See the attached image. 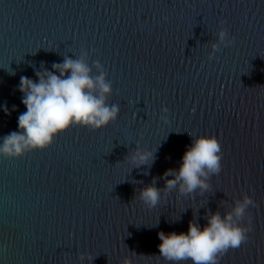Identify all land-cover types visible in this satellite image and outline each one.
Returning <instances> with one entry per match:
<instances>
[{"label":"water","instance_id":"1","mask_svg":"<svg viewBox=\"0 0 264 264\" xmlns=\"http://www.w3.org/2000/svg\"><path fill=\"white\" fill-rule=\"evenodd\" d=\"M221 26L233 42L209 60ZM81 51L103 66L120 112L101 129L72 125L45 149L0 155V264H81L80 254L92 256L83 264H173L158 232L186 233L194 215L203 227L241 193L255 201L252 230L217 264H264V0H0V143L26 112L20 77L35 81ZM189 133L218 139L221 171L203 195L162 192L149 208L136 192L153 177L164 186ZM136 143L155 151L150 167L124 159Z\"/></svg>","mask_w":264,"mask_h":264},{"label":"clouds","instance_id":"2","mask_svg":"<svg viewBox=\"0 0 264 264\" xmlns=\"http://www.w3.org/2000/svg\"><path fill=\"white\" fill-rule=\"evenodd\" d=\"M220 23L223 24V21ZM215 35V40L208 41L211 49L207 53L209 60L221 51V45L229 46L233 42L223 26L217 29ZM87 56L84 51L75 59L66 55L62 63L51 65L52 71L44 68L34 71L35 81L27 76L20 77L17 90L22 93L21 102L26 112L18 116L19 130L2 137L0 155L21 157L32 150L45 149L58 133L72 125L97 130L117 119L119 105L107 102L112 91L111 81L106 79L105 70L98 61L89 66ZM93 67L98 75L91 74ZM167 111L162 104L160 118L165 121ZM189 135L192 143L182 154L178 169L169 168L161 174L164 186L157 187V178L153 177L151 183L136 192L135 196L149 208L159 204L162 192L167 195L175 190L179 195L189 197L194 193L203 195L211 188L210 177L221 171L222 149L218 139L215 136ZM135 145L124 159L131 161L136 168L142 165L150 167L155 151L139 143ZM249 206L255 207V201L246 193H241L240 198H233L223 214L208 211L205 216L207 223L203 227L194 215L188 222L186 233L165 234L159 231V256L173 264L189 260L192 264H217L218 256L229 248L240 247L247 240V234L252 230L250 224L244 223ZM78 258L81 264L85 259L92 260V256L85 254H80ZM118 264H131V259L124 256Z\"/></svg>","mask_w":264,"mask_h":264}]
</instances>
